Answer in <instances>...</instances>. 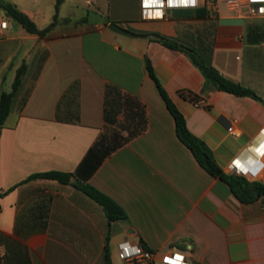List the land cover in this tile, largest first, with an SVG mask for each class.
<instances>
[{
  "label": "crops",
  "instance_id": "obj_1",
  "mask_svg": "<svg viewBox=\"0 0 264 264\" xmlns=\"http://www.w3.org/2000/svg\"><path fill=\"white\" fill-rule=\"evenodd\" d=\"M5 1L40 29L53 21L56 0ZM200 8L208 15L180 9L153 20L143 19L140 0H64L60 23L39 37L13 26L0 6V22L8 23L0 33V96L8 92V70L13 84L26 65L0 128V264H122L123 242L155 252L150 264H166L171 252L189 264H264V197L241 202L200 166L178 138L175 119L146 69L148 59L190 132L230 174V162L264 130V17L248 7L233 9L226 0H204ZM90 10L136 36L90 24ZM141 34L192 49L262 100L218 91L186 54ZM74 84L77 90L69 92ZM109 86L138 99L147 117L146 131L87 181L124 210L126 217L113 222L72 184L31 178L76 173L105 127ZM257 181L264 185V174Z\"/></svg>",
  "mask_w": 264,
  "mask_h": 264
},
{
  "label": "trees",
  "instance_id": "obj_2",
  "mask_svg": "<svg viewBox=\"0 0 264 264\" xmlns=\"http://www.w3.org/2000/svg\"><path fill=\"white\" fill-rule=\"evenodd\" d=\"M63 1L64 0H56L53 21L44 29H40L26 14L21 12L16 5L1 0L0 6L8 19L21 25L29 34L45 37L60 23L59 8ZM194 10L197 17L202 18L208 15L205 8H197ZM86 20H88L87 17L85 18V21ZM139 36L147 38L153 37L164 46L186 54L195 66L199 68L206 83L213 85L218 91L237 97H248L254 100H262L252 89L226 79L213 66L207 65L192 49L160 35L141 34ZM146 69L150 77L154 80L168 110L175 119L178 138L191 150L200 166L213 177L219 178L227 183L233 194L241 202L251 203L264 197V185L261 182L249 181L242 176L226 174L223 172L207 144L188 129L185 117L172 102L167 92L158 81L154 69L148 59L146 60ZM25 71L26 65L23 64L17 70L16 77L12 84V90L10 92H3L0 96V128L3 126L11 112L14 97L21 87ZM77 86V84H74L69 92L77 90ZM119 116H122V118L119 119ZM104 118L105 127L101 135L89 149L75 174L47 172L35 174L31 178H47L56 180L61 184H72L75 188L83 191L86 195L100 204L103 207L109 222H113L126 217L124 210L110 197L88 184L87 181L109 156L146 131L147 117L145 107L138 99L125 95L119 89L109 86L106 91ZM74 176L77 177L78 180L72 183L71 179Z\"/></svg>",
  "mask_w": 264,
  "mask_h": 264
},
{
  "label": "built area",
  "instance_id": "obj_3",
  "mask_svg": "<svg viewBox=\"0 0 264 264\" xmlns=\"http://www.w3.org/2000/svg\"><path fill=\"white\" fill-rule=\"evenodd\" d=\"M204 0H196L195 4L191 0H140V7L143 19H161L170 10L197 9L202 6ZM226 4L236 10L245 7L251 9L254 16L264 17V0H226ZM8 28L7 22H0L1 31ZM200 99L195 100L196 105H200ZM229 131L236 137L240 132L231 126ZM262 148V154L257 149ZM230 174L242 176L249 181H257L264 174V130L261 137L253 142L241 155L233 159L227 167ZM119 259L122 264H150L156 259V253L147 249L140 243L123 242L119 245ZM163 262L166 264H189L185 256L179 252H171L164 256Z\"/></svg>",
  "mask_w": 264,
  "mask_h": 264
},
{
  "label": "water",
  "instance_id": "obj_4",
  "mask_svg": "<svg viewBox=\"0 0 264 264\" xmlns=\"http://www.w3.org/2000/svg\"><path fill=\"white\" fill-rule=\"evenodd\" d=\"M88 21L90 24H102L108 27L109 30H111L114 33H117L122 36H127V37H135L136 35L133 34L132 32L125 30L121 26L115 23H110L109 19L97 12L90 11L88 14ZM13 26H16V23L14 22L12 24Z\"/></svg>",
  "mask_w": 264,
  "mask_h": 264
},
{
  "label": "rangeland",
  "instance_id": "obj_5",
  "mask_svg": "<svg viewBox=\"0 0 264 264\" xmlns=\"http://www.w3.org/2000/svg\"><path fill=\"white\" fill-rule=\"evenodd\" d=\"M207 2H211L212 0H206ZM86 9H88V7H86ZM90 11H93L95 12L94 10H90ZM12 73H13V69H9L8 70V82L6 83V90L5 91H8L10 92L12 90V81H11V78H12Z\"/></svg>",
  "mask_w": 264,
  "mask_h": 264
},
{
  "label": "bare ground",
  "instance_id": "obj_6",
  "mask_svg": "<svg viewBox=\"0 0 264 264\" xmlns=\"http://www.w3.org/2000/svg\"><path fill=\"white\" fill-rule=\"evenodd\" d=\"M257 152H258L259 154H262V148H261V149H257Z\"/></svg>",
  "mask_w": 264,
  "mask_h": 264
},
{
  "label": "snow or ice",
  "instance_id": "obj_7",
  "mask_svg": "<svg viewBox=\"0 0 264 264\" xmlns=\"http://www.w3.org/2000/svg\"><path fill=\"white\" fill-rule=\"evenodd\" d=\"M191 2H192V3H194V2H195V0H191ZM262 11H264V10H262Z\"/></svg>",
  "mask_w": 264,
  "mask_h": 264
},
{
  "label": "clouds",
  "instance_id": "obj_8",
  "mask_svg": "<svg viewBox=\"0 0 264 264\" xmlns=\"http://www.w3.org/2000/svg\"><path fill=\"white\" fill-rule=\"evenodd\" d=\"M195 2H196V0H195ZM195 2L193 4H195Z\"/></svg>",
  "mask_w": 264,
  "mask_h": 264
}]
</instances>
